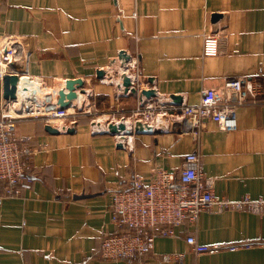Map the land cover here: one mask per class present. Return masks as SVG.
I'll use <instances>...</instances> for the list:
<instances>
[{"label":"crops","instance_id":"0c3cea01","mask_svg":"<svg viewBox=\"0 0 264 264\" xmlns=\"http://www.w3.org/2000/svg\"><path fill=\"white\" fill-rule=\"evenodd\" d=\"M215 13L222 18L212 23ZM207 32L227 37L225 54L203 56ZM6 35L22 39L17 70L29 79L20 82L29 97L22 94L14 106L44 113L68 79H84L86 93L78 90L68 120L53 123L77 120L73 134H50L43 117L31 112L17 121L18 135L31 137L36 151L22 195L0 199V264H129L100 256L104 236L117 230L112 194L136 176L149 181L158 169L178 173L195 151L216 196L264 199V0H0V38ZM121 51L132 57L129 68L118 58ZM98 70H107L104 80ZM123 73L136 76L141 89L157 91L148 104L161 113L172 95L195 105L203 89H219L232 78L259 81L262 94L237 110L235 130L207 121L195 135L183 117L164 116L160 124L165 120L169 132L130 135L119 148V137L98 132L121 118L133 121L140 100L118 88ZM4 100L0 82V116ZM190 236L204 245H257L198 254ZM166 254L183 258L165 261ZM147 258L148 264H264V217L205 210L174 236L157 238Z\"/></svg>","mask_w":264,"mask_h":264},{"label":"built area","instance_id":"2783aa9c","mask_svg":"<svg viewBox=\"0 0 264 264\" xmlns=\"http://www.w3.org/2000/svg\"><path fill=\"white\" fill-rule=\"evenodd\" d=\"M227 49L228 39L225 35L218 32L203 34V56L223 55ZM22 51L23 41L20 37L6 35L0 38V82H3L6 75H17L20 79L19 87L22 79L28 83L29 79L20 75L17 70L22 59ZM129 76L138 83L136 76V78ZM261 94L262 85L259 81L245 77L232 78L219 89L215 87L203 89L200 102L195 105L182 104L181 107L170 109L162 105L165 109L161 113V109L160 112H156L158 108L148 104L149 100L144 104L140 102L131 116L133 121L125 122L132 129L138 122L154 129L161 123V117L171 116L175 119L183 117L194 128L195 135L204 129L207 121L216 122L225 131H232L238 126L237 110L249 103L257 102ZM24 98L17 92L16 100L5 99L2 103L0 199L20 197L25 186L31 181L32 158L36 149L31 144V137L18 135L17 121L31 112L32 116L43 117L47 125L54 127L55 121L68 120L71 116L69 109H60L56 103L50 104L44 113H40L36 108L27 110L23 104L14 106V103L23 102L20 99ZM170 110L175 113L170 114ZM76 121L72 120L69 124L64 123L54 128L67 131ZM162 121L164 123L165 120ZM110 208L112 221L117 230L104 236L100 256L107 261H125L129 264H148L147 257L152 253L157 238L174 236L176 227L185 222H196L200 213L205 210L215 208L219 212L248 211L264 217L262 198L253 199L245 195L241 199L231 200L216 196L214 179L206 176L198 151L185 156L178 173L158 169L149 181L141 176L134 177L128 188L112 194ZM187 243L198 254L217 253L224 249L232 251L241 248L251 249L257 245L256 243L204 245L198 243L195 236L188 237ZM182 258V254L163 256L165 261H181Z\"/></svg>","mask_w":264,"mask_h":264},{"label":"water","instance_id":"95a60500","mask_svg":"<svg viewBox=\"0 0 264 264\" xmlns=\"http://www.w3.org/2000/svg\"><path fill=\"white\" fill-rule=\"evenodd\" d=\"M222 18L221 14L215 13L212 15V23H217ZM123 64H126L125 68L128 67L127 63L131 61V55H129L126 51H121L118 57ZM107 76V70H98L97 71V79L104 80ZM19 76L17 75H6L3 79V87H4V98L6 100H16L17 92L24 94L27 98L29 97V91L27 88L23 89L19 87ZM153 78L149 79L150 83H153ZM85 80L82 78L77 79H68L64 86L58 91L56 96V104L60 107V109H70L74 100H77L79 97L78 90L81 94L86 93L85 89ZM118 88L123 91L125 96H138L140 102L142 104L146 103L148 100L155 99L157 97V91L153 88L149 89H141L137 81L132 79L127 73L122 74V81L118 83ZM170 102L163 103V106H173V107H181L183 104V99L179 95H172L170 97ZM170 114H174L173 110L169 111ZM180 114L181 111L179 110ZM97 124V123H96ZM100 124V123H98ZM177 124L173 123L170 127L173 132L177 131ZM45 130L50 134H59L61 133L58 129L46 125ZM76 132V125L72 128H69L65 133L73 134ZM169 132V126L165 124H160L156 128L149 127L141 122L136 123L135 128H129L124 118H121L118 121H112L108 124L106 129L100 130L98 133L100 134H110L112 136H117L121 139L118 143L119 148H122L124 143L122 142L127 136L134 134H154L159 135Z\"/></svg>","mask_w":264,"mask_h":264},{"label":"bare ground","instance_id":"6f19581e","mask_svg":"<svg viewBox=\"0 0 264 264\" xmlns=\"http://www.w3.org/2000/svg\"><path fill=\"white\" fill-rule=\"evenodd\" d=\"M101 123V122H100ZM100 125V124H99ZM98 126V125H97ZM104 129V128H103Z\"/></svg>","mask_w":264,"mask_h":264}]
</instances>
